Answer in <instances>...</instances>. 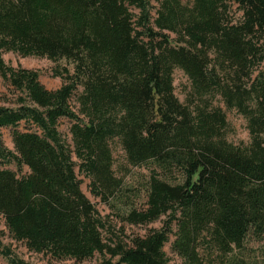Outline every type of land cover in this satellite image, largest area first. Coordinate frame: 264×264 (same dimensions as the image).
Returning a JSON list of instances; mask_svg holds the SVG:
<instances>
[{
  "label": "trees",
  "instance_id": "1",
  "mask_svg": "<svg viewBox=\"0 0 264 264\" xmlns=\"http://www.w3.org/2000/svg\"><path fill=\"white\" fill-rule=\"evenodd\" d=\"M155 1L0 0V79L9 90L0 96V215L29 250L170 264L173 234L183 264H225L249 236L264 239V0ZM6 52L66 60L54 70L61 86L48 89ZM176 68L191 83L185 102ZM221 103L247 119L249 143L228 140ZM115 140L129 165L148 170L142 202L141 189L126 197L114 172ZM79 173L120 222L166 217L164 225L128 234L102 215ZM0 254L27 264L1 243Z\"/></svg>",
  "mask_w": 264,
  "mask_h": 264
},
{
  "label": "rangeland",
  "instance_id": "2",
  "mask_svg": "<svg viewBox=\"0 0 264 264\" xmlns=\"http://www.w3.org/2000/svg\"><path fill=\"white\" fill-rule=\"evenodd\" d=\"M156 4V1L153 0ZM188 1V0H185ZM5 60L14 66L21 64L22 66L30 69L38 70L40 73L41 82L48 89H57L62 84V79L60 77L54 76V70L58 66L67 65L66 60H60L56 62L47 57H35V56H22L18 53L14 52H6L4 53ZM70 68L73 67L72 64H69ZM174 85H175V93L179 97L182 102H185L187 92L190 89L191 83L188 76L184 73L180 68H176L174 70ZM3 94L9 95V90L6 84L2 79H0V96ZM11 95V94H10ZM217 102L220 104V97H217ZM216 102V103H217ZM2 101H0V104ZM221 106L226 110V106L224 103H221ZM227 118L229 122V126L227 129V138L229 141H232L235 144H247L251 141L250 132L247 125V119L240 114L236 109L226 110ZM71 121L67 118H63L60 120L59 130L62 136L66 139V141L73 147L72 135L70 132ZM23 128V124L21 126ZM3 139L7 147L14 150V143L12 138V129L4 128L3 129ZM113 146V157H114V165L113 169L116 175L124 178V186L127 187L128 191H126L125 195L131 196L136 189H141V197H136V201L144 200L145 191L144 186L146 182V176L148 174V170L146 166L136 167L128 164L125 152L120 146L118 140H115L112 144ZM7 167L18 170L16 164L8 165ZM29 169L27 167L24 168L23 172H28ZM79 172V171H78ZM79 178L83 181L82 189L87 194V196L91 199V201L96 205L98 210L102 213V215H110L111 219H113V223L118 227L122 226L125 228V231L128 234H137L144 235L150 231L152 228H160L164 225V221L166 217H163L161 220L157 222H153L150 224H140V225H131L128 223L120 222L115 217V209L113 210L110 206L103 203L100 199L96 198L90 188L91 180L84 174L79 173ZM133 191H131V189ZM130 189V190H129ZM138 190V191H139ZM136 191V192H138ZM130 193V194H129ZM125 197V198H126ZM114 211V212H113ZM175 236L171 235V240L165 246V251L167 252L170 264H183L182 259L176 255L171 249V243L174 241ZM0 243L5 247H10L12 251L22 259H24L27 264H102L103 257L100 254H96L94 257L84 260L77 261L75 259H54L48 255L43 253H37L29 250L23 242L17 241L13 239L10 235L6 225L5 220L2 215H0ZM229 261L225 264H230V259L239 260L242 264H264V239L258 240L252 236H249L244 246L241 250H235L232 254L228 256ZM0 264H9L7 257L0 254Z\"/></svg>",
  "mask_w": 264,
  "mask_h": 264
}]
</instances>
